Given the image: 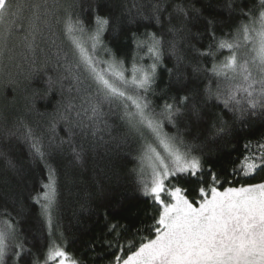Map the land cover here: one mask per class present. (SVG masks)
Segmentation results:
<instances>
[{
	"label": "trees",
	"instance_id": "obj_1",
	"mask_svg": "<svg viewBox=\"0 0 264 264\" xmlns=\"http://www.w3.org/2000/svg\"><path fill=\"white\" fill-rule=\"evenodd\" d=\"M48 2L58 4L61 9L58 12L61 22L55 26L56 35L53 38L62 50V64L75 63L77 57L71 40L72 36L81 38L79 32L65 34L63 21L67 16L73 20L79 18L86 29L94 26L97 14L108 17L111 23L103 35L104 44L124 61V67L128 69L125 75L129 78L134 62L144 67L152 63L147 50L136 47L134 37L143 39L146 33L152 32L163 36L162 64L157 68L153 92L147 94V98L151 101L152 109L159 113L165 102L172 103L173 98L179 102L184 95L196 94L194 99L199 102L200 119L185 114L178 118L177 127L165 122V131L175 134L179 130L185 142L193 148V154L201 158L205 172L211 169L219 173L222 179L225 176L231 178V170L243 156L249 150H254L258 142H264V115L235 119L221 101L204 102L206 89L215 91L219 87L223 90L229 83L211 72L214 63L223 62L230 54L226 49H218L217 42L230 39L239 25L247 21V14L257 15L260 0H167L162 13L163 27L156 24L154 19H145L151 16L149 5L157 0ZM228 3L232 4L231 8L227 7ZM192 4L201 9L202 15L185 20L184 31L173 36L167 30L169 13L173 17L171 23L178 28L180 20L172 5ZM208 19L214 21L212 31L216 40L209 31ZM82 39L90 46L91 42L86 36ZM172 40H175L177 55L182 56V60L178 61L177 55L172 54L168 43ZM210 45L214 55H201L209 51ZM55 51L56 48L49 49L50 54ZM40 55L42 59L44 54ZM93 55L99 60L108 58L103 50ZM16 62L22 67L0 57V135L5 129L16 133L7 141L0 139V150L18 165V174H14L6 170L3 160H0V221L10 218L18 230L20 241L29 250L21 256L20 264H33L36 260L43 264L52 241L66 246V250L81 260V264H112L115 255L135 250L144 238L154 235L150 226L154 223L156 206L141 194L137 182L141 147L146 143L147 136L141 137L129 130L126 122L120 119L123 115L120 107H113L111 114L106 116L114 127L111 135L107 131L103 133L104 142L98 146H94L98 137L85 135L88 129L74 128L70 133L67 123L59 118L54 121V117L57 110L64 112L72 97H76L71 99L72 104L80 109L83 93L77 94L74 90L69 93L67 82L61 92L58 83L50 84V78L57 80L58 72L44 69L39 62L32 65L19 59V53ZM196 67L199 71H194ZM105 112H108L107 107ZM75 116L76 112L71 111V117ZM221 117L228 123L226 131L218 134ZM25 126L31 127L42 139L43 150L50 153L47 164L56 170L58 197L51 226L42 214L40 205L32 199L42 191L48 172L45 163L30 153L28 143L17 139L27 131ZM69 139L72 144L67 143ZM61 141L65 143L61 145ZM246 145L249 147L246 148ZM73 146L78 150L83 147V166L74 160ZM262 177L264 173H258L252 182H259ZM179 183L188 189L190 198L195 196V189L199 187L197 180L182 178ZM9 189L18 192L22 198V212L19 201L14 202L5 195Z\"/></svg>",
	"mask_w": 264,
	"mask_h": 264
},
{
	"label": "snow or ice",
	"instance_id": "obj_2",
	"mask_svg": "<svg viewBox=\"0 0 264 264\" xmlns=\"http://www.w3.org/2000/svg\"><path fill=\"white\" fill-rule=\"evenodd\" d=\"M166 6L167 0L152 3L149 5L151 16L145 19H154L163 27L162 13ZM172 7L180 20L178 28L171 23L173 17L169 13L167 30L173 36L184 31L185 20L202 15L195 4ZM227 7L231 8L232 4L228 3ZM59 11L60 6L50 4L48 0H0V57L22 67L16 62L19 53L21 60L32 65L39 62L48 71L56 70L58 78L55 81L50 78V84L58 83L61 92L67 82L69 93L73 90L77 94L83 93L80 109L72 104L71 99H76L72 97L64 112L57 110L54 121L59 118L66 122L70 133L74 128L88 129L85 135L98 137L94 146L104 142L103 133L106 131L111 135L114 126L106 116L111 114L113 107L123 109L120 119L126 122L130 131L143 137L144 129H147L154 137V143H145L141 147L137 173L139 191L156 206L154 223L150 226L154 235L144 238L135 250L115 255L112 264H264V177L259 182H252L258 173H264V142H258L254 150L243 156L231 170V178L225 176L222 179L211 169L205 172L201 158L193 154V148L185 142L179 130L175 134L165 131V122L177 127L178 118L185 114L200 119L199 102L194 99L196 94L184 95L179 102L175 98L172 103L165 102L159 113L152 109L147 98V94L153 92L157 68L162 64L163 36L152 32L146 33L143 39L134 37L136 47L146 49L152 63L144 67L134 62L129 78L125 75L128 69L124 67V61L104 44L103 35L110 27V19L97 14L94 26L86 29L79 18L73 20L67 16L63 21L65 34L79 32L81 38L72 36L71 40L77 57L75 63L62 64V50L53 38L56 35L54 28L61 22ZM247 15V21L239 25L230 39H220L216 44L218 49H226L230 54L223 62L214 63L211 72L227 80L228 86L223 90L217 87L215 91L208 88L205 92V103L221 101L235 119L264 115V0H260L257 15ZM207 23L213 40H216L212 31L214 21L208 19ZM85 36L91 42L88 47L82 39ZM168 43L172 54L177 55L175 40ZM211 47L201 55H214ZM50 48H56L54 54H50ZM98 50L105 51L108 58H95L93 53ZM41 53L44 54L42 59ZM182 59L177 55L178 61ZM71 111L76 112L75 118L71 117ZM227 123L220 118L218 134L226 131ZM25 127L27 131L17 139L28 143L30 153L45 163L48 172L42 191L32 199L40 205L51 226L58 197L56 170L47 164L50 153L43 150L42 139L31 127ZM13 136H16L15 132L5 129L0 139L7 141ZM64 143L61 141V145ZM67 143L73 142L69 139ZM71 151L74 160L83 166V147L78 150L73 146ZM0 160L6 170L18 174L17 163L2 150ZM182 178L199 182L192 198L188 189L180 185ZM100 194H103L102 188ZM5 195L14 202L18 200L20 211L24 210L18 192L9 189ZM26 251L29 250L20 241L10 218L0 221V264H9V261L20 264ZM33 264L40 262L36 260ZM43 264H81V260L69 253L66 246L52 241Z\"/></svg>",
	"mask_w": 264,
	"mask_h": 264
},
{
	"label": "rangeland",
	"instance_id": "obj_3",
	"mask_svg": "<svg viewBox=\"0 0 264 264\" xmlns=\"http://www.w3.org/2000/svg\"><path fill=\"white\" fill-rule=\"evenodd\" d=\"M84 44L86 47H88V44L85 41H84ZM144 135L147 136L146 143H154V137L147 129H144Z\"/></svg>",
	"mask_w": 264,
	"mask_h": 264
}]
</instances>
